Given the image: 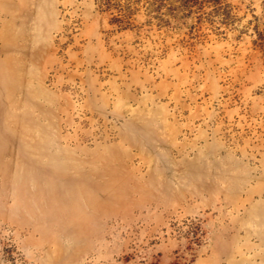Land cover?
<instances>
[{
  "label": "rangeland",
  "instance_id": "rangeland-1",
  "mask_svg": "<svg viewBox=\"0 0 264 264\" xmlns=\"http://www.w3.org/2000/svg\"><path fill=\"white\" fill-rule=\"evenodd\" d=\"M0 264H264V0H0Z\"/></svg>",
  "mask_w": 264,
  "mask_h": 264
}]
</instances>
